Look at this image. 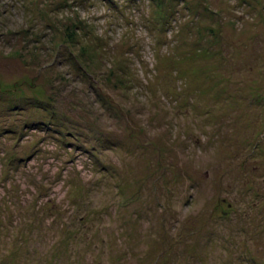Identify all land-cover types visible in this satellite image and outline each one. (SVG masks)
Returning a JSON list of instances; mask_svg holds the SVG:
<instances>
[{"label":"rangeland","instance_id":"rangeland-1","mask_svg":"<svg viewBox=\"0 0 264 264\" xmlns=\"http://www.w3.org/2000/svg\"><path fill=\"white\" fill-rule=\"evenodd\" d=\"M180 1L0 0V264H264V0Z\"/></svg>","mask_w":264,"mask_h":264},{"label":"trees","instance_id":"trees-1","mask_svg":"<svg viewBox=\"0 0 264 264\" xmlns=\"http://www.w3.org/2000/svg\"><path fill=\"white\" fill-rule=\"evenodd\" d=\"M157 3L158 4V7H161V8H166V6L168 5L167 4V0H157ZM162 2V3H161ZM183 3V0L180 1L179 4H182ZM162 9V10H163ZM78 20V18H76ZM69 26L70 27H67V29H65L63 31V34L60 35L61 37V44L64 43V45L66 44L68 47L69 46H73L74 47V50H75V47L77 48V52L76 51H71L70 50V54L71 55V58H70V64H72L73 66L75 67H78V68H81L80 67V61L83 59V56H86L88 53L86 52L85 48L83 47V45H79L78 44V40L77 38H83L82 34L80 33V30L83 28L81 22L79 23H72L70 24L69 23ZM60 34V32H59ZM79 45V46H78Z\"/></svg>","mask_w":264,"mask_h":264}]
</instances>
